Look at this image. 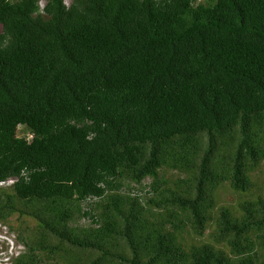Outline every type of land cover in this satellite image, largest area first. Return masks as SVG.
<instances>
[{
	"label": "trees",
	"instance_id": "trees-1",
	"mask_svg": "<svg viewBox=\"0 0 264 264\" xmlns=\"http://www.w3.org/2000/svg\"><path fill=\"white\" fill-rule=\"evenodd\" d=\"M0 26V220H35L5 264H264V0H0Z\"/></svg>",
	"mask_w": 264,
	"mask_h": 264
},
{
	"label": "rangeland",
	"instance_id": "rangeland-1",
	"mask_svg": "<svg viewBox=\"0 0 264 264\" xmlns=\"http://www.w3.org/2000/svg\"><path fill=\"white\" fill-rule=\"evenodd\" d=\"M66 4L70 2V0H64ZM200 1V0H198ZM41 4L44 3V0H39ZM1 30V26H0ZM14 135L17 136H26L27 138L30 137V134L27 132L26 128L23 125H19L14 130ZM175 170H167V176L176 175ZM251 179L254 183V188L251 191L250 195L256 196L257 194L264 195V159L260 162L258 168L256 170H253L251 173ZM150 178H146L144 183L149 182ZM132 185H135L134 183H131L125 179L124 181V188L125 191L126 188L132 187ZM9 185L7 183H3L2 187L5 190H9ZM144 191V190H143ZM143 191L141 193H143ZM132 193V192H131ZM245 195V194H242ZM241 193H237L234 191H231L227 188V186H222L220 189L217 190V204L218 205H228L230 207L234 206V202L238 199L239 196H242ZM248 195V194H246ZM9 222L13 228H10V226L6 223ZM6 222H3L0 220V264H5L8 259L11 258V256H14L21 251H23L24 246L23 244L18 240L17 238V228L20 224L28 225L29 227H33L35 224V220L32 219L29 216H18L17 213H13L10 216H8ZM90 222L85 217H81L78 215V213L75 211V215L73 217L72 225L73 226H81V225H88ZM209 228L205 230V234L203 236V239L206 238ZM192 238L194 241L202 240V238H199V236L192 235ZM42 256V262L43 264H63V260L61 257H52L49 255L47 256V253H44Z\"/></svg>",
	"mask_w": 264,
	"mask_h": 264
},
{
	"label": "clouds",
	"instance_id": "clouds-1",
	"mask_svg": "<svg viewBox=\"0 0 264 264\" xmlns=\"http://www.w3.org/2000/svg\"><path fill=\"white\" fill-rule=\"evenodd\" d=\"M16 180L15 177H9L8 179L5 180V182H0V184L7 183L8 185L13 183Z\"/></svg>",
	"mask_w": 264,
	"mask_h": 264
}]
</instances>
